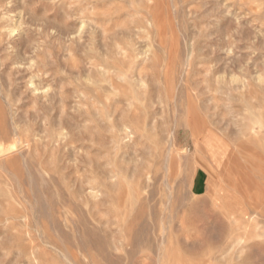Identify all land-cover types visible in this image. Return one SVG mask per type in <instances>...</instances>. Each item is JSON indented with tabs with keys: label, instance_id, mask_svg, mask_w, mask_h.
Listing matches in <instances>:
<instances>
[{
	"label": "rangeland",
	"instance_id": "rangeland-1",
	"mask_svg": "<svg viewBox=\"0 0 264 264\" xmlns=\"http://www.w3.org/2000/svg\"><path fill=\"white\" fill-rule=\"evenodd\" d=\"M0 264H264V0H0Z\"/></svg>",
	"mask_w": 264,
	"mask_h": 264
}]
</instances>
